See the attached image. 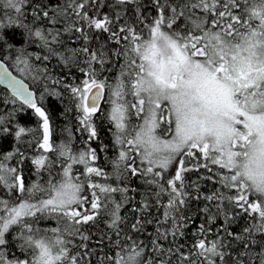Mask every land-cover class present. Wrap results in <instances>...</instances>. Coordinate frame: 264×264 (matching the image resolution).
Masks as SVG:
<instances>
[{
  "label": "snow or ice",
  "instance_id": "6c2138e0",
  "mask_svg": "<svg viewBox=\"0 0 264 264\" xmlns=\"http://www.w3.org/2000/svg\"><path fill=\"white\" fill-rule=\"evenodd\" d=\"M0 264H264V0H0Z\"/></svg>",
  "mask_w": 264,
  "mask_h": 264
}]
</instances>
